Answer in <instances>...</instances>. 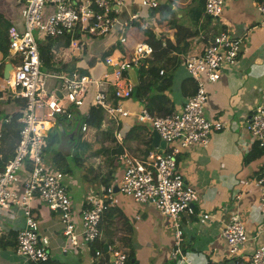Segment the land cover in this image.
Here are the masks:
<instances>
[{"label": "built area", "instance_id": "obj_1", "mask_svg": "<svg viewBox=\"0 0 264 264\" xmlns=\"http://www.w3.org/2000/svg\"><path fill=\"white\" fill-rule=\"evenodd\" d=\"M225 1L203 0L204 14L218 17ZM123 3L124 0H25L22 29L18 30L13 25L6 28L7 52L4 58L11 69L7 78L2 79L5 86L3 95L19 100L22 109L18 119L21 125L19 138L11 158L2 161L0 152V214L12 217L17 211L22 217V225L16 228L13 252L26 262H45L48 259V238L39 234L38 224L31 213L34 200L42 201L49 211L59 215L62 235L75 246L86 245L99 237L101 214L113 206V184L102 186L100 195L88 194L78 210L80 229L75 232L71 219L74 207L59 180L61 173L42 164L43 139L53 127V120H76L92 86V103L102 109L103 125L113 120L117 126L119 119L134 114L136 120L148 124L164 142L160 153L148 151L142 158L126 151L118 153L115 159L121 164L122 171L114 184L122 196L136 203L149 202L160 215L172 221L171 264H188L181 247L179 216L192 213L190 206L198 202L199 195L191 184L183 180L175 159L190 146L205 147L210 134L223 128L224 122L205 113L206 87L219 78L223 69H233L242 40L221 29L211 34L199 52L186 56L183 64L194 82V92L183 102L180 110L163 116L150 115L144 108L131 112L122 103L134 88L124 76L126 69L132 68L137 73L141 62L153 53L152 46L143 40L136 41L129 52L119 50L105 55L102 63L110 70L99 77L73 69L67 75L51 76L54 80L48 85L46 76L40 71L38 41L67 36L68 53L80 56L84 50V39L105 36L117 26L125 29L137 20L139 9H135L125 21H118L117 10ZM138 3L149 9L158 5L156 0H139ZM256 8L260 16L258 26L264 30V4H257ZM141 28L145 30V27ZM117 40L119 45L126 42L123 35H118ZM2 65L0 61V67ZM110 90L115 98L113 103L108 100ZM68 106L74 109L73 112ZM82 117L79 119V131L84 132L86 124ZM245 130L249 144L264 146V105L252 110ZM113 137L116 143L123 142L119 130L113 131ZM241 150L246 152L247 148L243 145ZM24 167L26 173L23 175ZM256 184L258 204L264 210V173ZM200 218L205 220L208 214L202 213ZM220 236L227 248V259L222 264H264V244L255 246L248 255L240 254L247 235L243 223L236 216L226 222ZM59 249L64 251L65 245L61 244ZM93 255L102 258L104 264H125V254L119 249L107 247L106 252L94 250Z\"/></svg>", "mask_w": 264, "mask_h": 264}, {"label": "crops", "instance_id": "obj_2", "mask_svg": "<svg viewBox=\"0 0 264 264\" xmlns=\"http://www.w3.org/2000/svg\"><path fill=\"white\" fill-rule=\"evenodd\" d=\"M156 1L158 2L156 7L157 15L152 14L142 19V21H145L142 23L145 30L141 28V24L134 21L130 27L123 29L117 26L112 31H115L117 35L125 36L126 40H143L147 42L148 36L152 34L151 31H148L147 27H152L154 23H157L160 31L157 35L154 34V39L159 40L161 47L167 48L166 57L176 56L180 60V63L172 72L171 85L164 92L168 97L166 108L178 111L183 102L193 94L194 90V82L184 68V58L190 54L199 52L211 34L219 30L216 31L209 27V24L205 22L207 15L204 12L205 16L203 15L196 25L192 23L194 27L200 29L195 36L191 35L188 28L189 26L191 27V23L178 20L185 14L189 16L190 9L195 6L197 0H185L182 3L181 10L175 6L173 0ZM138 2L139 0H124V3L117 10L116 18L118 21H125L139 5ZM257 4L255 0H228L224 4L223 16L231 22V25L230 27L221 25L219 29L224 28L232 36H237L241 40L247 36L245 46L241 49L240 45L237 63L233 69L221 73L215 82L206 87L207 100L205 113L213 119L224 122V126L221 130L210 134L205 147L190 146L175 159L176 168L182 174L183 180L191 184L199 195L198 202L190 206L192 213H181L179 216L182 230L181 247L188 258V264H222L227 259L226 244L220 234L222 228L232 216H236L243 223L247 235L244 247L240 251L241 255H248L253 251L255 246L264 244V210H261L258 204L259 189L256 184V180L264 173V152L254 159L243 162V156L249 150L251 144H253H249V136L245 130L246 120L256 106L264 105V30L258 26L260 16L256 8ZM162 5L167 6L171 14L167 13ZM172 6L176 8L175 12L171 10ZM172 18L175 19V23L177 22L178 25L184 24L188 27H174V29H171L168 26V21ZM147 20L151 22V26L148 25ZM247 26L253 27L248 29ZM245 28L247 29L245 30ZM142 31H144V34H141ZM117 37L115 36L113 44L106 45L103 51L111 47V45L114 48L120 46L125 48V45H119ZM63 38L64 36L53 38L55 41L51 43V50L55 53L54 56L57 59H63L67 63V70L78 69L80 72L85 67L87 71H95V74L91 75L93 77H99L108 71L109 67L104 64L102 68H99L94 62L91 66L88 65V62L92 59L85 57L86 42L82 54L75 56L68 53L67 47L65 50H62L61 39ZM167 42H169L168 47ZM114 48L110 54H115L119 51ZM129 51L127 50V52ZM5 55L6 53H2L0 50V61L3 62V65L0 67V77L3 66L9 63L6 62ZM149 58L153 60L155 57L151 55ZM135 75L137 78V73ZM249 75H253V77ZM124 76L128 80L126 72ZM47 77L50 78L49 81L46 80L47 84H52L51 81L54 80V77ZM2 79L1 77V81ZM246 84H248L247 89L244 88ZM239 89H242V92L246 93L241 99L236 100V104L233 105V100L238 98H235L234 95ZM93 94L94 88L91 86L88 89V94L82 107L79 109L81 113L86 112L88 106L93 104ZM18 103L20 102L17 99L4 97L3 92L0 90V113L3 114L0 120V130L2 125L7 122H5V119L8 120L11 115L21 111L19 110ZM122 103L131 112H136L142 108L131 96L124 99ZM70 107L68 106V109L73 112L74 109ZM234 114L240 115L234 117ZM239 118H242L243 122L240 123ZM59 120L72 123L69 131L64 130L62 123L61 127L65 132H70L73 129L75 120L55 118L53 120V127L58 135L59 126L57 127V122ZM109 121L104 125L101 122L99 130L105 131L111 128L112 133L114 130H119L123 135V142L116 143L112 134L115 146L119 147V150L113 155L111 152L109 154V158H113L112 160L114 161L111 165L112 180L109 184L111 185L115 183L122 171L121 165L115 159L118 153L126 151L136 158L144 157L145 146L142 142L131 141L134 145H128L129 140L124 138V134L129 126L139 125L143 127L144 132H141L140 136L142 134L143 136H147L146 132H148L150 145L152 130L148 124L136 120L134 114L119 119L117 126H115L114 122L109 123ZM81 133L84 132L79 131L78 125L75 141L71 148H67L65 145L59 144L58 140H55L56 147L54 148L55 145L53 144L52 149L54 148L55 151L56 148H59L58 150L61 151H73L78 141L77 137ZM243 145L244 148H247L246 152L241 150ZM162 149L164 147L151 145L149 151L160 153ZM113 164L119 165L120 174L118 177L114 169H112ZM64 186L69 194L68 187L66 184ZM102 186L99 180L98 188L95 191L88 190L82 197L78 195V200L75 202L71 201L74 207L71 219L75 232H78L80 229L77 214L78 210L84 205V198L91 193L100 195V188ZM112 200L113 206L108 208L110 209V216L102 219L100 226L98 225L99 237L86 245L76 246L66 241L62 235L60 223L53 218L54 214L50 213L51 211L47 209L45 204L39 200H34L31 204L32 216L38 224L39 234L48 238V259L45 263L104 264L105 262L102 258L93 255L94 250H99L97 245L101 241L102 244L106 243L107 247L120 249L126 254L130 250L133 256L131 264H171L169 256L173 245V230L170 227L169 218L160 215L149 202L136 203L122 196L120 193L112 194ZM202 213L208 214V218L202 220L200 218V214ZM1 222H4V224L1 225ZM21 225L22 217L16 211L12 222L4 219L0 221L2 237L10 241V238L12 239L15 236L16 228ZM11 241L14 243V239ZM61 244L65 245L64 251L59 249ZM102 252L104 253L103 250ZM16 257L18 256L13 252L12 243L6 246L0 245V264H28V262L21 261L19 257ZM184 263L187 264L186 262Z\"/></svg>", "mask_w": 264, "mask_h": 264}, {"label": "trees", "instance_id": "obj_3", "mask_svg": "<svg viewBox=\"0 0 264 264\" xmlns=\"http://www.w3.org/2000/svg\"><path fill=\"white\" fill-rule=\"evenodd\" d=\"M258 4H264V0H255ZM163 9L171 14L169 8L165 5H162ZM161 7V8H162ZM203 0H197L195 6L191 7L190 14L188 20H184L186 23H191V27L197 24L198 20L203 16ZM205 16V15H204ZM211 17L206 16V19H210ZM10 25L7 21H2L0 19V50L2 53L7 52V38H6V28ZM168 26L171 29H174V27L179 28L186 25H182L176 22L175 19L172 18L168 21ZM188 27V26H186ZM190 29L191 35H197V32L200 29H197L193 26ZM61 43L62 50H65L68 43V37L64 36ZM54 39H43L41 41H38V52H39V59H40V71L46 75V76H58V75H67L70 73V70H67V63L62 59H57L54 55L55 53L51 50L52 42H54ZM136 41H132L127 39L125 42V50H130L132 46L134 45ZM147 42L152 46L153 53L152 57L155 58L153 60L146 59L141 62L140 66L137 70V85L132 89L131 92V98L136 100L142 108H144L148 114L154 115V116H163L172 110L166 108L168 97L164 93L166 90L169 89L172 81V72L174 68L180 63L179 58L176 56H168L166 57V47H161L159 40H155L154 38H147ZM169 45V42H167V47ZM114 46L111 45V47H108L105 51L102 52V57L104 55L109 54ZM123 50V51H125ZM157 56V57H156ZM153 62V63H152ZM93 64V60L88 62V65L91 66ZM169 67V68H168ZM63 72V73H62ZM159 72H161L159 74ZM82 74H86L82 71H80ZM194 84V83H193ZM90 92V91H89ZM194 92V90H193ZM88 94V93H87ZM87 96V95H86ZM108 100L113 103L115 101L113 92L110 90L108 92ZM19 110H21L22 105L18 103ZM82 114V113H81ZM78 114L76 120H79L82 115ZM85 115H83V121L86 124L85 131L82 135H78L77 143L74 146V155H71L70 150L61 151L56 148V151H53L54 154L51 158V163L56 166L54 168L56 171L60 172L61 174H66L69 172L68 168H63V155L67 154L69 157L72 158L75 164H81L85 160H89L92 158H98L102 155L108 154L109 158L110 152L112 155L117 151V149L109 150L108 148H105L102 146V143L98 141L96 138L97 135H99L101 138L106 136L112 137V130L111 128H108L105 131L99 130L102 119H103V111L99 106H95L94 104L88 106L86 109V112H84ZM20 117V112L14 113L10 116V118L7 120L6 123L2 125V128L0 130V152L2 155V161H6L9 158H11L13 154V150L15 148V145L18 141V133L19 129L21 127L20 123L18 122V119ZM80 122V121H79ZM62 126V120H59L57 122V127ZM143 127L139 125H130L128 130L124 134V138L129 141H137L142 142V144L145 146L144 154L148 152L151 149L150 145V136H148V132H146L147 136H140L141 132L143 131ZM55 136H50L48 139V145L53 146L55 142ZM113 138V137H112ZM93 144L96 146L94 147ZM52 148V147H51ZM264 152V146H258L257 143L251 144L249 150L246 152V154L243 156V162L249 161L251 159H254L255 157L261 155ZM143 154V156H145ZM26 167L23 168V175L26 173ZM100 182L103 186H108L111 183L112 180V170L108 169L104 175L100 176ZM110 209H106L102 214V218L100 217L102 222V219H106V217L110 216L109 214ZM98 226V227H99ZM12 239H4L1 235L0 237V245L6 246L8 244L12 243V246H14ZM97 248H99L100 251H102V243L101 241L98 242ZM120 250V249H119ZM94 252V251H93ZM125 254V264H131V259L133 258L132 252L129 250V252ZM46 262V261H45ZM45 262H31L32 264H46Z\"/></svg>", "mask_w": 264, "mask_h": 264}, {"label": "rangeland", "instance_id": "obj_4", "mask_svg": "<svg viewBox=\"0 0 264 264\" xmlns=\"http://www.w3.org/2000/svg\"><path fill=\"white\" fill-rule=\"evenodd\" d=\"M185 0H173V2L175 3V6L181 10L182 7V3ZM228 0L225 1V3H227ZM24 7H25V0H21V1H17V0H0V19L2 21H7L9 22V24L15 26L18 30L22 29V17H23V13H24ZM136 9H139V16L137 18V20L135 21L136 23L141 24L145 22L142 21V19L144 17H148L151 16L152 14L157 15V8L154 9H149L147 7H142V6H137ZM224 9V6H223ZM183 10V9H182ZM188 14H185L183 16H181L178 20L182 21V20H188ZM140 21V22H139ZM205 22L207 24H209L210 28H213L214 30H221L219 28H221V25L225 26V27H230L231 22H229V20L227 18H225L223 16V10L222 13L216 17V18H210V19H206L205 18ZM253 26H247L248 29H250ZM245 28V30L247 29ZM148 31H151L152 34L151 36H148L150 38H154V34H158V32L160 31V28L157 26V23H154V25L152 27H147ZM224 29V28H223ZM144 31L141 32V34ZM147 34V33H146ZM35 37L38 36L37 33L34 34ZM115 36L117 37L118 35L116 34L115 31H111L109 32L107 35L102 36V37H89L87 39H84V41L86 42L85 45V57H90L94 63L97 64V66L99 68L104 67L103 63H102V52L103 50L106 48V45L109 44H113V40L115 39ZM237 37V36H236ZM242 42H241V49L245 46V43L247 41V36L245 38H242ZM38 40V39H36ZM123 46H120L118 48H114L117 50L122 49ZM67 60H69V58H67ZM82 72L84 73H88L90 75H93L94 72H91L90 70H86L85 67H83L81 69ZM227 70L223 69L221 72L225 73ZM63 73V72H62ZM250 77H253V75H249ZM47 81L50 80L49 77L46 78ZM245 89L248 88V84L245 85L244 87ZM0 90L3 92L5 90V86L3 85L2 81H1V77H0ZM207 92V89H206ZM246 92H242V89H239L238 92L234 95L235 98L233 100V105L236 104V100L241 99L244 94ZM240 114H234L235 116H238ZM3 114L0 113V120L2 119ZM240 123L243 122L242 118H239ZM108 122V121H107ZM113 122V120H110L109 123ZM63 127L65 131H69L72 127V123L68 122V121H63ZM83 133H81L82 135ZM50 136H55V140H58V133L56 130L53 129H49L46 133V136L43 139V144H42V164L46 167L49 168H56V166L54 164L51 163V158L52 155L54 154L53 151H55V143H54V148L52 149V146L48 145V139L50 138ZM98 139V141L100 143H102V146H104L105 148L110 149H115V142L114 139L111 136H106L101 138L99 135H97L96 137ZM56 142V141H55ZM57 144V143H56ZM128 145H134L133 142L129 141L127 143ZM93 146L95 147L96 145L93 144ZM155 149V148H153ZM157 150V149H156ZM72 152V151H71ZM179 155V154H178ZM177 155V156H178ZM63 164L62 167L63 168H68L69 172L66 174H60L59 176V180L62 182V184H66V186L68 187V191H69V196L72 199V202H75L76 200H78V195H80L81 197L89 190V191H95L98 188V184H99V176H101L102 174L104 175L106 173L107 169H111V165L114 162L113 160H109L108 159V154L107 155H102L101 157L98 158H92L89 160H85L84 162H82L81 164H75L74 161L72 160L71 157H69L67 154L63 155ZM177 158V157H176ZM117 163V162H115ZM119 165H121L119 163ZM118 164H113L112 169H114V172L117 174V177L119 176V172H120V168H119ZM118 166V167H117ZM119 169V170H118ZM58 172V171H57ZM118 192H115L113 194H117ZM81 197H79V199H81ZM42 203V201H41ZM52 214H54V217L56 219V221H60L59 215L55 212H50ZM10 214V213H9ZM12 215V214H10ZM149 218V216H147ZM14 215H12V217L10 216H2L0 215V221L4 220H10L11 222L13 221ZM168 218V217H167ZM170 220V219H169ZM4 222H1V225H3ZM180 224V223H179ZM170 227H172V221L170 220ZM173 230V228H172ZM8 250H10L8 248ZM21 261L23 260L20 256H18ZM16 257V258H18ZM1 262V261H0ZM26 263V262H25ZM28 264H32L31 261L28 262Z\"/></svg>", "mask_w": 264, "mask_h": 264}, {"label": "water", "instance_id": "obj_5", "mask_svg": "<svg viewBox=\"0 0 264 264\" xmlns=\"http://www.w3.org/2000/svg\"><path fill=\"white\" fill-rule=\"evenodd\" d=\"M167 5H169V3H167ZM171 10L173 12H175L176 8H174L172 6ZM146 22L148 23L149 26H151V22L149 20H147ZM10 69H11V65L9 63H6L3 66L2 73H1V77L3 79L7 78V75L9 73ZM108 70H110V68H108ZM126 75L128 77L129 82L131 83V85L133 87L136 86L137 85V78H136V75H135L134 71L131 68H128V69H126ZM78 125H79V120H75L74 125H73V129L70 132H65L63 130V128L61 126H59L58 127V131H59L58 141H59V144L61 143V144L65 145L67 148H71L73 143H74V141H75ZM151 145L152 146L164 147V142L162 140H159V137H158V135L156 134V132L154 130H152V132H151ZM71 154L74 155V151H72ZM112 192L113 193L117 192L115 184L112 185ZM102 250L104 252L107 251L106 243L102 244ZM108 258H109V261L112 260V257H111L110 254H108Z\"/></svg>", "mask_w": 264, "mask_h": 264}, {"label": "bare ground", "instance_id": "obj_6", "mask_svg": "<svg viewBox=\"0 0 264 264\" xmlns=\"http://www.w3.org/2000/svg\"><path fill=\"white\" fill-rule=\"evenodd\" d=\"M133 70V69H132ZM134 71V70H133Z\"/></svg>", "mask_w": 264, "mask_h": 264}]
</instances>
